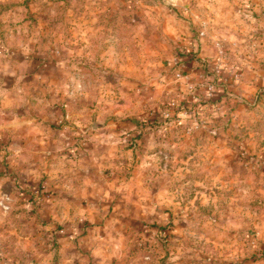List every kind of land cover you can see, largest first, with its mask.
Wrapping results in <instances>:
<instances>
[{
	"label": "rangeland",
	"instance_id": "1",
	"mask_svg": "<svg viewBox=\"0 0 264 264\" xmlns=\"http://www.w3.org/2000/svg\"><path fill=\"white\" fill-rule=\"evenodd\" d=\"M254 1L247 21L243 0H0V36L22 40L0 41V264H264ZM189 36L241 67L226 84L245 96L194 103L221 84L177 62Z\"/></svg>",
	"mask_w": 264,
	"mask_h": 264
},
{
	"label": "crops",
	"instance_id": "2",
	"mask_svg": "<svg viewBox=\"0 0 264 264\" xmlns=\"http://www.w3.org/2000/svg\"><path fill=\"white\" fill-rule=\"evenodd\" d=\"M243 1L246 4L243 5V8L241 10H243L244 15L247 16V19H248L247 21L251 20V18H252L249 15L250 10H251V12L254 11L257 14H260L262 12L261 11L262 10L261 7H259L258 5H255V6L252 5V4H258V3H255L256 1H254V0H243ZM244 21L246 22V20H244ZM256 22H258V21H256ZM261 23L264 24L263 22H260L259 25H261ZM13 33H15V31H13ZM20 37L21 36H18V35L17 36H13V38L11 37L12 39H10L9 43H6L5 41L7 39H5V38L0 36V41L4 42L5 46L6 45H15L16 47L13 48V50L14 51H18V46H19L20 42H22V40H20L21 39ZM184 39H185V41H188L187 43H190L189 46H186V51L191 50V51L195 52L197 54V57L199 58V60L194 61L191 66L189 64H187V66H188V74L192 73V76L190 74V77H194L195 80H196L195 82H199L198 76L199 77L202 76V71L201 70H203V68L197 64V61L206 60V61H208L210 63L209 64V68H208L209 71H211L213 73V76L217 77L218 82L221 84V88L217 89L216 94L217 93H222V94H226L228 97L229 96H235V93H237L238 95L241 94L242 96L246 95L245 90H249L248 87H246L245 90H242L240 92H235V91H233L231 89L230 86L227 85L229 83V81H227L228 78L226 76V72H228L229 68H232L234 66L230 65L229 61H227L226 58H223L224 57V55H222L223 52L216 51V49L214 47L213 48L209 47V46L205 47V45L203 44L202 40H198V39L196 40L194 37H190L189 36L188 38H184ZM207 47H208V49H207ZM183 58H185V57L182 56V59ZM206 58H208V59H206ZM178 59H177V61H178ZM243 64H244V66H247V67L251 68V71L253 72L252 73V77H254V78H259L260 77V75L262 73L261 72V70H262L261 67H259L255 63H252V62L249 63V61H244ZM217 66L220 67V72L219 73L214 72V68L217 67ZM234 68H236L235 70L242 71L241 67L236 66ZM244 72H245V74H247L248 71H246V68H245ZM199 73L201 74V76L199 75ZM207 77L210 78L209 76H207ZM212 78L213 77L210 78L211 81H212ZM7 86H9L8 83L6 81H4L2 86L0 87V89H2V88H6L7 89ZM197 86H199V87L198 88L195 87L193 92H194V94L199 95V97L202 98L201 96L204 95V91L206 93V87H205V90H204L203 86H201V87H200V85H197ZM9 88H12V87H9ZM22 89H23V86L20 85L19 86V90L21 91ZM191 92L192 91H189V92H186V93H191ZM198 92L199 93L203 92V94H198ZM151 94H154V92H151ZM155 94L156 95L159 94V91H156ZM204 99H207V98L204 96ZM5 106L6 105L0 104V128H2L3 126H7L8 125L7 121L3 118L4 117L3 113H6V109H5L6 107ZM27 123H30V124L27 125ZM77 123H81V120H79ZM9 124H11L12 126H16V127H18L20 125V126H22L24 128V127H32L34 122H33V120H31V119L29 120V119H26L24 117L23 118L15 117V119L12 122H10ZM84 126L86 127L87 124H85ZM107 128L108 127L106 126V127L98 128L97 130H94V131H90V130L86 131L85 130L87 134H84L83 136H86L87 139H90V141H94L95 143L92 144V145L96 146L97 145L96 141H98L100 138L102 140H104L105 135H103V134L106 132ZM73 136H78V133L70 132V137H73ZM113 136H114L113 134L109 133L108 134V138H106L105 140L109 141V140H111V138H113ZM54 141L58 142V139H56ZM86 153H87V155H85V156L87 158H89L91 156L94 157L91 154L92 153L91 151L87 150L85 152V154ZM25 156H27V155L22 151V153L20 154V158L23 159V158H25ZM64 158L66 159V156ZM15 164H16V166L19 165V163H15ZM19 169L23 170V166L18 167V169H17L18 172H19Z\"/></svg>",
	"mask_w": 264,
	"mask_h": 264
},
{
	"label": "built area",
	"instance_id": "3",
	"mask_svg": "<svg viewBox=\"0 0 264 264\" xmlns=\"http://www.w3.org/2000/svg\"><path fill=\"white\" fill-rule=\"evenodd\" d=\"M173 1H175V0H173ZM204 34V32H201V35H203ZM183 59H185V58H183ZM183 59L182 58H179V60L177 61L178 63H181L182 62V64H181V67H183V68H185L186 67V63L183 61ZM197 64L199 65V66H201V67H204L205 65H207V63H206V60H202V61H197ZM214 72H216V73H219L220 72V67H215L214 68ZM178 76L179 77H181V74H178ZM206 98H212V96H214L215 95V93H216V87H215V84L214 83H211V84H209L207 87H206ZM192 93V92H191ZM194 99L195 100H198V96H196L195 95V97H194Z\"/></svg>",
	"mask_w": 264,
	"mask_h": 264
},
{
	"label": "trees",
	"instance_id": "4",
	"mask_svg": "<svg viewBox=\"0 0 264 264\" xmlns=\"http://www.w3.org/2000/svg\"><path fill=\"white\" fill-rule=\"evenodd\" d=\"M184 57H185V62L187 64H189L190 66L192 65V63L194 61L199 60V58L197 57V54L193 51H189V52L184 53ZM207 68H209V63H208V65L203 67V69H205V70H207ZM196 96H199V95H196ZM206 101H207V99L203 100L202 98L198 97V100H195L194 103L198 102L197 104L200 105V102H206ZM137 138H138V136H137Z\"/></svg>",
	"mask_w": 264,
	"mask_h": 264
},
{
	"label": "water",
	"instance_id": "5",
	"mask_svg": "<svg viewBox=\"0 0 264 264\" xmlns=\"http://www.w3.org/2000/svg\"><path fill=\"white\" fill-rule=\"evenodd\" d=\"M99 126H101L100 124H97V123H94L93 125H92V127L94 128V129H96L97 127H99Z\"/></svg>",
	"mask_w": 264,
	"mask_h": 264
}]
</instances>
